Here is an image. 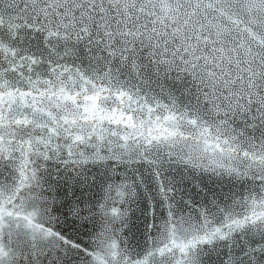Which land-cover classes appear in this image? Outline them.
<instances>
[{"label":"snow or ice","instance_id":"6c2138e0","mask_svg":"<svg viewBox=\"0 0 264 264\" xmlns=\"http://www.w3.org/2000/svg\"><path fill=\"white\" fill-rule=\"evenodd\" d=\"M0 264H264V0H0Z\"/></svg>","mask_w":264,"mask_h":264}]
</instances>
